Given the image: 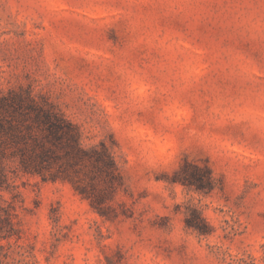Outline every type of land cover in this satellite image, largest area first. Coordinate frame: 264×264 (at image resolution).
<instances>
[{"label":"rangeland","instance_id":"rangeland-1","mask_svg":"<svg viewBox=\"0 0 264 264\" xmlns=\"http://www.w3.org/2000/svg\"><path fill=\"white\" fill-rule=\"evenodd\" d=\"M0 125V264H264V0H0Z\"/></svg>","mask_w":264,"mask_h":264},{"label":"trees","instance_id":"trees-1","mask_svg":"<svg viewBox=\"0 0 264 264\" xmlns=\"http://www.w3.org/2000/svg\"><path fill=\"white\" fill-rule=\"evenodd\" d=\"M41 124H43V126L50 132V133H57V132H63L65 134L67 133H71V140H72V148L74 151H76L77 153L80 154H87V151L83 150L80 146L79 143V136L77 135V133H74L72 130H74L73 125H71L69 122H66L65 120L58 118L56 116L51 115L50 113H45V115H43L42 118H39ZM11 125H8V127H10ZM0 128H2V126L0 125ZM45 150V149H42ZM91 151H94L96 154V161L97 162H102L101 160V155L99 154V152H97L95 149H91ZM43 156H46V152L42 151L41 154L39 155L40 158H42ZM76 156V155H74ZM193 169L194 171L198 170V167L196 165H193ZM179 182H181L184 185H195L197 188H199V186H201V182L202 179L196 177V175H190V177H183L181 179H178ZM188 226H195V225H191L190 223L188 224Z\"/></svg>","mask_w":264,"mask_h":264},{"label":"clouds","instance_id":"clouds-1","mask_svg":"<svg viewBox=\"0 0 264 264\" xmlns=\"http://www.w3.org/2000/svg\"><path fill=\"white\" fill-rule=\"evenodd\" d=\"M152 259H153V256L150 252L144 253L145 264H151Z\"/></svg>","mask_w":264,"mask_h":264}]
</instances>
